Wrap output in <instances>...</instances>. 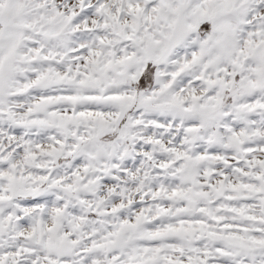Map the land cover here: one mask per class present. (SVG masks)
<instances>
[{
	"label": "snow or ice",
	"instance_id": "snow-or-ice-1",
	"mask_svg": "<svg viewBox=\"0 0 264 264\" xmlns=\"http://www.w3.org/2000/svg\"><path fill=\"white\" fill-rule=\"evenodd\" d=\"M0 264H264V0H0Z\"/></svg>",
	"mask_w": 264,
	"mask_h": 264
}]
</instances>
